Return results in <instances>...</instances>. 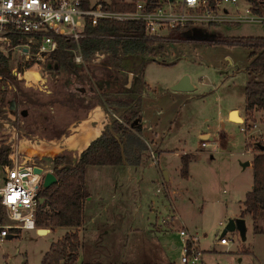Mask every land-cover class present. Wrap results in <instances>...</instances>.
<instances>
[{"label": "rangeland", "instance_id": "1", "mask_svg": "<svg viewBox=\"0 0 264 264\" xmlns=\"http://www.w3.org/2000/svg\"><path fill=\"white\" fill-rule=\"evenodd\" d=\"M88 1L93 5L97 2L127 3L132 0ZM216 26L217 28H214ZM207 28L209 35L218 34L231 38L264 37V26L251 23L237 27L211 24ZM155 46L145 55L154 56V49H163L160 44ZM221 46L225 49L227 45ZM230 48H233L236 63L232 68H224L216 63L206 64L191 57L180 58L170 65L157 62L158 60L153 61L152 58L147 59L144 78L157 84L158 89L160 86H166L171 77L178 73L191 78L192 85L194 84L190 97L183 105L182 115L177 120L179 127L172 128L167 143L170 148H188L192 151H183L182 154L194 156L188 164V175L182 177L179 173L181 161L176 154L161 153L157 157L153 141H150L151 149L157 157V164L153 163L150 148L144 141L145 150L141 153V159L148 160L150 166L144 169L143 176L138 174L137 181L130 182V202L124 204L127 208L136 206L137 218L126 222L125 215H115L114 210L122 204L118 203V198L109 196V193L103 195V202L94 199L91 202L94 212L104 207L107 211L99 218L95 215L91 224L86 221L85 230L81 229L78 264L87 261L117 264L172 261L179 264L183 246L179 229L182 227H186L197 237L206 264H264V234L253 232L252 219L248 214L243 216L244 236L238 229L224 232L231 219L239 218L242 200L252 184V167L243 164L252 161L256 152L254 143L264 138L261 135H253H264V116L263 120H260L257 115L256 127L252 128L249 124L253 119L251 121L247 117L243 124L220 120V116H224L230 107H238L243 113L244 87L250 78L243 66L248 61L249 49L240 45ZM145 55L121 54L118 65L110 64L109 61L108 64L105 63L108 56L102 64L85 62L82 66L90 76L91 84L68 82L67 74L62 70H45L40 79L41 75L37 76L36 82L9 78L10 88L4 92L1 103L13 105L17 117L14 124H19L21 146L26 141V155L35 157L36 162L52 168L51 160L57 155L68 154L72 158L78 156L80 147H71L68 139L78 134L75 128L81 127L96 108L101 109L104 118L106 113L108 114L103 130L106 126L109 129L112 127L113 119L121 121L140 114L144 87L143 79H138V72ZM18 61L20 62V59L17 60L16 55L9 56L8 65L11 67ZM49 61L50 59L46 63ZM5 76L7 75H3V78ZM252 77L264 80V75ZM77 86L86 88L85 96L82 97L79 93L78 97L73 96ZM91 86L94 92L91 91ZM22 110L27 113L25 117L19 114ZM0 119H7V114L1 109ZM93 126L96 128L98 124ZM246 126L249 127L243 132L241 128ZM72 130L74 132L70 133ZM201 132H210L207 147L200 145L203 140L200 137ZM82 138L78 137V142H81ZM132 139L123 138L121 141L124 160V149L126 150L128 145L137 148L140 146L138 142L131 145L129 141H133ZM28 141L32 144L29 145ZM247 143L251 147H247ZM215 144L218 145L217 148ZM37 146H44L46 152H29ZM55 146H60L57 153L51 149ZM164 168L170 176L169 183L163 179V173L159 176L158 169L166 171ZM86 169V188L94 197L104 188H111L114 185L113 177L119 172L125 178L131 175L121 171L116 165H90ZM125 178L121 184L125 182ZM170 188L173 190L172 198ZM172 213H175L176 217L171 222ZM162 218L165 226L169 227L163 229V225H154L156 222L160 223ZM262 219L264 217H259L257 224H262ZM70 230L68 227H54L49 233L42 235L36 229L21 230L0 244V264H42V256L50 244ZM223 235L232 238L228 246L218 244Z\"/></svg>", "mask_w": 264, "mask_h": 264}, {"label": "built area", "instance_id": "2", "mask_svg": "<svg viewBox=\"0 0 264 264\" xmlns=\"http://www.w3.org/2000/svg\"><path fill=\"white\" fill-rule=\"evenodd\" d=\"M87 3V7H84V0H0V54L7 57L16 55L17 60L20 59L11 67H3V73L0 71V109L7 114L5 121L0 119V146L8 148L7 161L0 164V244L21 230L37 228L35 217L39 203L38 192L44 174L52 172L48 165L26 155V141L22 147L19 142V124H14L17 117L13 105H3L1 99L6 89L10 88L9 78L27 80L26 71L35 68L38 75H41L40 79L45 70H50L46 62L58 49L56 37L76 43V49L72 50L75 64H102L108 52L96 50L89 59H85L78 46L79 40L86 37L88 26L94 27L100 20L118 23L140 21L144 24L145 35L157 40L155 45L177 27L191 25L192 29L211 24L247 23L264 26V11L263 14L253 13L251 6L244 0H165L149 12L144 11V1H137L133 11L107 10L103 3L92 5L88 0ZM230 10L234 13L231 14ZM148 57L144 56L145 59ZM3 75L8 78H3ZM22 111L19 114L25 117ZM249 125L255 127L253 122ZM248 127H242L241 130L245 132ZM145 143L150 148L153 163L157 164L156 154L149 141ZM202 146H209V143L202 142ZM214 146L217 148V144ZM35 167H40L42 172H35ZM172 214L171 222L176 217L175 213ZM179 236L183 242L179 264H206L198 248L197 237L185 227L179 229ZM230 241L232 238L223 235L219 244L228 246Z\"/></svg>", "mask_w": 264, "mask_h": 264}, {"label": "trees", "instance_id": "3", "mask_svg": "<svg viewBox=\"0 0 264 264\" xmlns=\"http://www.w3.org/2000/svg\"><path fill=\"white\" fill-rule=\"evenodd\" d=\"M137 1H144V11H153L165 0H132L131 2L103 3L105 9L115 11H133ZM255 14H263L264 0H244ZM211 4H213L211 2ZM87 0H84V7H87ZM191 25L171 29L166 38L158 42L160 45L180 42L186 32L191 30ZM58 49L51 55L47 66L50 70H62L67 74L68 82H80L91 84V78L82 65L75 64L72 60L73 49L76 43L56 37ZM157 43L156 39L145 35L144 24L140 21L118 23L113 20H100L94 27L88 26L86 37L78 42L79 49L85 59H89L96 51L108 52L107 63L118 65L121 54L145 55L153 50ZM211 45L243 46L249 49L248 58L250 63L246 68L250 78L244 87V112L247 119L252 121L254 111H264V80L253 78L255 75H264V37H238L231 38L222 35L212 37ZM9 57L0 54V71L7 67ZM147 61L141 63L139 80L143 79L144 67ZM167 65H170L167 64ZM91 91L94 88L91 86ZM73 96H85L87 92L84 86H77ZM140 101V97L138 99ZM3 102V99H1ZM112 127L104 128L100 136L94 139L91 144L80 153L78 158H72L68 154H60L51 161L52 171L57 181L47 189H40L39 198H44L38 203L36 209L35 224L37 228L63 226L75 228L82 223L83 202L89 197L86 188V168L90 165H119L124 161L128 164H138L141 160L145 144L139 137L141 133L140 114L130 116L123 120L113 119ZM123 138H133L138 142L139 147L129 146L124 149V156L121 154V141ZM127 141V140H126ZM255 153L252 158L253 184L245 193L242 200L240 217L248 214L252 219V230L254 233H263L264 226L257 224V219L264 212V138L254 143ZM251 147L250 144H246ZM252 150V149H251ZM8 148L0 146V164L7 161ZM193 155L184 154L181 156L180 174L186 177L189 162ZM80 237L76 230L65 232L59 239L53 241L48 250L42 256V264H78V250L80 248ZM81 264H117L104 263L102 261H87ZM118 264H178L172 261L152 263H118Z\"/></svg>", "mask_w": 264, "mask_h": 264}, {"label": "crops", "instance_id": "4", "mask_svg": "<svg viewBox=\"0 0 264 264\" xmlns=\"http://www.w3.org/2000/svg\"><path fill=\"white\" fill-rule=\"evenodd\" d=\"M230 13L233 14L234 13L233 10H230ZM221 26L237 27L239 25H220V27ZM214 28H217V26ZM200 30H205V33H202ZM207 30H208L207 27H201V26L194 27L188 32H186L182 41L177 42V43L174 42V43H168V44L161 45L160 47H163V49H160V50H156L157 48L154 49L156 51L155 55L152 56L150 54L147 59L152 58L153 61L158 60L157 62H161V63L163 62V64H167V63L175 64L177 60H179L180 58L191 57L193 60H198L206 64L216 63V64H221L222 66H224V68L234 67L236 63H235V59L233 55L234 54V51L232 50L233 48H230V46H226L225 49H222V47L224 46L211 45L210 42L212 40V37L218 36V34L209 35L207 34ZM193 32H196V34ZM143 59L144 61H147V59L145 58ZM249 63H250V59L248 58V61L243 65L245 69L247 68ZM182 76L183 75L181 73H178L172 76L171 79L167 82L166 86H160V88L158 89L157 84H154L150 81L145 80L144 72H143L144 90L142 91L141 102H140L141 133L139 134V137L141 138L143 142L146 140L147 141L149 140V142L153 141V145L156 148L157 157L160 156L161 153H164L166 155L172 153V154H176L179 158H181L183 151L192 152L191 150H188V148L187 149L183 148L179 150L177 148L167 147V143H169V138H170V131L172 130L173 127H176V129L179 127V125H177L178 123L177 120L181 117L182 115L181 111H182L183 105L185 104L186 100L190 97L191 92L193 91V88H194L193 87L194 84L192 85L191 78L189 77L190 78L189 84L192 87L191 90L189 91L172 90L171 86L176 84L182 78ZM233 110H235L238 113L243 123L246 117L245 112L243 110V113H241V110L238 107L228 108L226 111V114L224 116L222 115L220 116V120L236 123L230 118L231 116L230 112ZM263 114H264V111L262 110L254 111L252 115V119L254 123L256 122L255 120H256L257 115H259L260 120H263V116H264ZM73 125H71V128ZM255 127H256V124H255ZM73 132L74 131L72 130L70 133H73ZM253 135H261L264 137V135L258 134V133L253 134ZM200 137L203 139L201 140L200 145L201 147H204L202 146V142L209 143L207 139L210 137V132H201ZM80 153L78 152V155H80ZM102 166L109 167V165H102ZM111 166H115V165H111ZM116 166L120 168L121 171L123 170L127 173H131V175L125 178L122 175V173L119 172L118 174L115 175L116 178L113 177L114 185H112L111 188H104L103 191H101L99 195H96V197H94V195L87 190L89 193V197L83 202L82 223L78 227L71 228V230H76L78 232V235H80L81 229L85 230L86 221L87 223L91 224L93 222V217L95 215L97 218H99V216L102 215V213L107 211L105 207L102 209H98L96 212H94L93 209H91V202L94 199H99L100 202H103L101 200L104 199L103 195L105 193L107 194L109 193L110 194L109 196L118 198L119 199L118 203H120V205L122 204V206L114 210L115 215L117 214L125 215L124 220L126 222H131V220L133 221L137 218L138 209L136 208V206H133V207L130 206L131 208H127L124 206V204L127 202L128 203L130 202L131 189H132L130 188V182L133 180L137 181V177L139 175L143 176L144 169H147L150 166L149 161L145 159L143 160L141 159L138 164H128L124 161L122 164H119ZM248 166L252 167V172H253L252 161H249ZM164 169L166 170V168ZM158 171H159V176L160 174L162 175L163 173L162 169H158ZM86 172H87V169H86ZM165 172L167 173V179L164 178V175H163V179L169 183L170 176L167 170ZM179 173H180V170H179ZM124 178H125V182L121 184ZM110 179L111 178H109V180ZM252 184H253V178H252ZM252 184L250 186V189L252 187ZM172 191L173 190L170 191L171 198H172V195H171ZM133 192H135L134 189H133ZM164 195L166 196V198L168 197L166 194ZM165 208L168 209L167 206ZM241 208L242 206L240 207V210ZM262 217L260 216V218ZM239 218H243V217L239 216ZM262 222L263 223L260 225L264 226V219H262ZM154 225H158V226L163 225L162 228L169 227V226H165L163 222V218L161 219L160 223L156 222ZM56 227H63V226H56ZM46 228L48 229V233H49L50 229L54 227H46ZM197 245H198V240H197ZM198 248H199V245H198ZM200 251L202 253V250ZM159 262L162 263L166 261H159Z\"/></svg>", "mask_w": 264, "mask_h": 264}, {"label": "bare ground", "instance_id": "5", "mask_svg": "<svg viewBox=\"0 0 264 264\" xmlns=\"http://www.w3.org/2000/svg\"><path fill=\"white\" fill-rule=\"evenodd\" d=\"M25 76L27 80L36 82L38 76L37 70L35 68L29 71L27 70ZM230 118L232 120H235V122L238 123L242 122L241 117L238 115L236 111L231 113ZM93 124H98V126L95 128ZM105 124H106V119L103 116V112L101 111L100 108H96L95 110L92 111L90 118L87 121H84V124L82 126L80 125L81 127L75 128V130L78 131V134L71 136L68 139V143L73 148L80 147V149H78L80 152L84 151L91 144L93 139H96L98 136H100ZM80 136L83 138L81 142H78V137ZM83 141L84 144H81ZM51 149H53V152L57 153L60 151V146H55ZM29 152L45 153L46 149L44 146H37V148H32ZM45 233H48V231H46Z\"/></svg>", "mask_w": 264, "mask_h": 264}, {"label": "water", "instance_id": "6", "mask_svg": "<svg viewBox=\"0 0 264 264\" xmlns=\"http://www.w3.org/2000/svg\"><path fill=\"white\" fill-rule=\"evenodd\" d=\"M168 1L169 2H172L173 0H168ZM200 31L202 33H205V30H200ZM193 33L196 34V32H193ZM171 89L174 90V91H189V90L192 89V87L189 84L188 77L183 76L176 84H174V85L171 86ZM232 112H235V110L231 111L230 112V115H231ZM22 115L23 116H26L27 115V113H26L25 110L22 111ZM121 154L123 155L122 146H121ZM246 165H249V162L248 161H246L243 164V166H246ZM34 171L37 172V173H41L42 172V169L40 167H35L34 168ZM163 175H164V178L167 179V173L165 171H163ZM56 181H57V178H56V176H55V174L53 172H50V171L49 172H46L44 174V177H43L41 189H47L50 185L56 183ZM43 201H44V198H42V197L39 198V203H42ZM235 229H238V231L240 232V234L242 236H244V234H245V221H244L243 218L231 219L227 223L224 232H226V231H233ZM46 231H48L47 228H37V232L40 233V234H44Z\"/></svg>", "mask_w": 264, "mask_h": 264}]
</instances>
